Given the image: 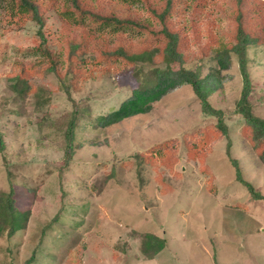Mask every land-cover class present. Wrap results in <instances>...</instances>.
<instances>
[{
	"label": "rangeland",
	"instance_id": "1",
	"mask_svg": "<svg viewBox=\"0 0 264 264\" xmlns=\"http://www.w3.org/2000/svg\"><path fill=\"white\" fill-rule=\"evenodd\" d=\"M86 1L140 26L94 23L71 0H41L42 39L0 0V264H264V253H247L264 252V139L244 130L232 50L243 2L249 100L264 119V0H174L167 21L180 62L151 35L167 0ZM184 66L201 73L221 119L184 84L149 112L102 126L134 90Z\"/></svg>",
	"mask_w": 264,
	"mask_h": 264
},
{
	"label": "trees",
	"instance_id": "2",
	"mask_svg": "<svg viewBox=\"0 0 264 264\" xmlns=\"http://www.w3.org/2000/svg\"><path fill=\"white\" fill-rule=\"evenodd\" d=\"M72 6L75 8V14L81 13L79 16L82 18H89L90 21L94 23L98 22L103 25L113 26L117 29L122 28H132L139 27L140 24L131 19H119L117 16L112 14H103V13H95L87 9L86 0H71ZM11 12L13 16L18 17L19 21L16 23V26H22V24L28 20L32 19L40 28L38 31L40 37L44 39V34L42 33V28L44 26L43 23V9L41 0H10ZM243 2L241 3V11L239 16L237 17V24H235V33L234 37V47L232 48L239 57V65L241 74L243 76V89L239 102L238 112L242 115L243 119L246 121V125L244 130L247 133H252L255 137L254 140L264 139V119L255 115L252 103L249 100V96L252 90V82L247 68V47L252 44V40L249 38V33L247 32V28L244 23V10H243ZM174 0H167L165 11L161 13L162 20L160 24L162 28H159V31L152 30L151 35L155 37V39L163 38L167 40V48L164 49V52L168 55L167 61L173 59L174 61L180 62V37L172 32V27L170 28L168 24V17L173 10ZM88 12L94 13L95 15H89ZM155 12V11H154ZM46 50H43L45 52ZM117 54L121 56H125L124 51L119 49ZM50 53V52H48ZM51 69L57 71L55 64V58L51 53ZM180 57V59H179ZM216 61L219 65L220 69H227L230 63L229 54L225 51H219L216 55ZM157 79L155 84L151 88H143L139 90H134L133 94L130 98L123 101L120 107L102 117L100 119L102 126L108 127L117 123L122 122L125 119L131 118L133 116L139 114H145L150 111L151 103L158 101L164 94H166L169 90L174 89L178 86L188 84L193 89L194 94L201 100L203 110L213 116H217L221 119L222 112L220 110L215 109L211 103L209 102V91L206 86V81L201 78V73L193 72L192 70L187 69V67H180L178 71L169 72V71H161L157 74ZM74 120L71 123L69 132L70 136L68 138V153L71 155L72 149V139H73V131H74ZM221 131L223 133L226 132L222 122H219ZM214 132V131H212ZM231 146V141H229V149ZM3 148V143L0 141V149ZM261 158L264 162V152H262ZM235 164L237 170V176L239 182L243 183L248 189L249 192L254 196L255 199L263 200V196L260 194H256L252 185L247 183L242 179V172L239 164L232 160ZM11 198V195H10ZM13 231V229H12Z\"/></svg>",
	"mask_w": 264,
	"mask_h": 264
},
{
	"label": "crops",
	"instance_id": "3",
	"mask_svg": "<svg viewBox=\"0 0 264 264\" xmlns=\"http://www.w3.org/2000/svg\"><path fill=\"white\" fill-rule=\"evenodd\" d=\"M224 207H226L227 209H229V206H225L224 204H222ZM244 210V209H243ZM259 229H261V226H260V228ZM259 229H258V231H259ZM260 232V231H259ZM258 232V233H259ZM250 235H252V233H250ZM249 235V236H250ZM257 235H259V234H257ZM264 235V234H263ZM253 237V236H252ZM248 255L250 256V258L252 259V258H254V257H256V256H258V254L260 253V254H263L264 252L261 250V252H257V253H251V250H248Z\"/></svg>",
	"mask_w": 264,
	"mask_h": 264
}]
</instances>
